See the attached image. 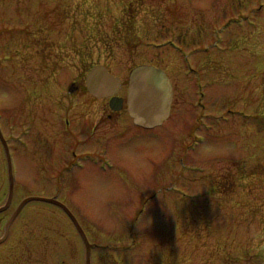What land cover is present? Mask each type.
Listing matches in <instances>:
<instances>
[{
    "label": "rangeland",
    "instance_id": "rangeland-1",
    "mask_svg": "<svg viewBox=\"0 0 264 264\" xmlns=\"http://www.w3.org/2000/svg\"><path fill=\"white\" fill-rule=\"evenodd\" d=\"M97 66L125 86L137 67L169 75V120L136 129L125 111L112 130L84 131L85 111L95 124L105 110L86 96ZM0 126L20 153L13 210L61 203L109 248L104 264H264V0H0ZM103 150L111 171L61 176ZM53 230L74 231L54 205L26 206L9 264H49L34 241Z\"/></svg>",
    "mask_w": 264,
    "mask_h": 264
},
{
    "label": "water",
    "instance_id": "water-1",
    "mask_svg": "<svg viewBox=\"0 0 264 264\" xmlns=\"http://www.w3.org/2000/svg\"><path fill=\"white\" fill-rule=\"evenodd\" d=\"M88 92L97 99H112L111 108L114 111L122 110L123 100L116 98V95L122 89V83L119 79L111 76L104 67L94 68L87 79ZM173 101L172 87L170 79L161 71L152 67H140L132 71L129 79L127 106L131 118L136 126L143 129L152 130L161 127L170 117ZM8 157L9 167L11 162L6 143L3 141ZM14 193L13 177L10 171V195L9 200L0 214L5 212L10 206ZM32 202H43L56 205L62 208L73 220L78 228L86 246V264H91V249L84 233L78 226L76 220L70 212L61 204L53 200L28 199L21 204L13 218L8 223L5 235L0 244L4 243L9 235V230L15 219L21 213L23 208Z\"/></svg>",
    "mask_w": 264,
    "mask_h": 264
},
{
    "label": "flooded vegetation",
    "instance_id": "flooded-vegetation-1",
    "mask_svg": "<svg viewBox=\"0 0 264 264\" xmlns=\"http://www.w3.org/2000/svg\"><path fill=\"white\" fill-rule=\"evenodd\" d=\"M71 84H72L71 87H73V89L76 90L77 88H76L75 83L72 82ZM102 103L105 107V110H104V108L102 109L101 114H103V115L101 116V119L99 120V122L95 123V124L93 123L94 121L92 120V118L88 119L90 117H86V111L84 110V107H82L83 111H85V119H87V122H88L87 125L88 124L91 125L88 129H86V130L83 129L84 131H87L88 133H92V132L97 133L98 130L95 131V128L97 126H99L100 123L103 124L101 127H104V131L108 130V129L112 130V129L118 127L119 125H122V123H120L118 121L119 120L118 117L120 115H122L125 111L127 112L126 114H128L126 106L124 105V109L121 112H113L110 109V105H109L108 101H105ZM97 105H98V101H92L89 104V106H97ZM128 116H129V114H128ZM117 122H119V123H117ZM111 123H117V124H111ZM132 123H133V120H132ZM133 126H134V123H133ZM134 128L139 129L136 126H134ZM6 141H7L8 147L10 149V154H11L12 162H13V170H14V174H15V192H18V179H19L18 178V171H20V168H19L20 165H19V161L17 160V155H19L20 153L15 151V147H13L11 145V143H12L11 140H6ZM0 145L2 147L3 154L5 156V162L7 164L6 153H5V150H4V147L1 143V141H0ZM21 150L26 151L27 148L25 146H22ZM24 151H23V153H24ZM102 154L99 156H96V157L88 155L87 157H84L82 159L83 160L88 159V158H95V159L99 158L100 159V157H102L103 158L102 161L104 162V155H102ZM82 159H79L77 161H81ZM77 161L71 164L72 168L77 169L76 168ZM3 164L4 163L2 161V165ZM68 169L69 168H67V167L65 168V170H68ZM0 177H1V179L8 181V182L6 181V183L8 184V187H9V169H8V167L5 170L3 168H0ZM14 200H13V202H14ZM12 205H13V203L11 204V207L8 209V211L5 214L0 215V226L9 220V218H10L9 213L13 212ZM63 225L65 226V228L67 230L69 229L65 224H63ZM27 227L29 228V226H27ZM47 233L49 234L48 236L43 235L44 237H42L39 240L34 241L35 246L39 247L38 248L39 251L44 250V249H46L48 251L46 254H42L40 252L42 255L37 252V254L41 255V258L45 262H47L49 264H84L82 262V257H80L81 255L79 253V244H81V246H82L81 249L84 250L85 247H84V244L80 240L78 231L70 230L67 233L68 236L65 233H61V231H59V234H58V230H53L52 233L50 231H47ZM23 238H25V237H23ZM26 238H28V237H26ZM35 239L36 238H34V240ZM87 239L89 240L90 238H87ZM27 243H28V245H30V242H27ZM89 243L91 245H93L92 254H91L92 264H100L99 260L103 262L102 264H104V260H105V257L107 256L106 254H107V251L109 250V248L105 245H103L104 247H101V246L97 245L96 242L93 243L90 240H89ZM138 246H140V245L134 243L132 246H130V248H128V250L135 249ZM13 248H14V246H12L11 248L6 247V251L0 252V261L2 262L1 264H3V263L9 264V261H11L14 258L13 257L14 249ZM32 250H36V249L34 248ZM120 252H122V251H120ZM28 253H29V248L28 247L24 248L23 255L29 257L30 253L29 254ZM31 255L33 256L34 253ZM53 255H55L57 258L55 261H52ZM141 256L142 255H139L140 258H141ZM43 260H42V262H43ZM129 264H135V260L134 261L131 260L129 262Z\"/></svg>",
    "mask_w": 264,
    "mask_h": 264
}]
</instances>
